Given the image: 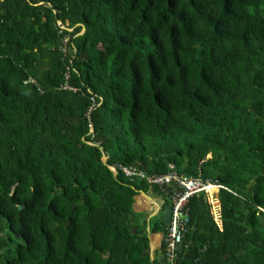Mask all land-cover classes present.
<instances>
[{"label": "trees", "instance_id": "trees-1", "mask_svg": "<svg viewBox=\"0 0 264 264\" xmlns=\"http://www.w3.org/2000/svg\"><path fill=\"white\" fill-rule=\"evenodd\" d=\"M130 163L228 189L175 264H264V0H0V264H156Z\"/></svg>", "mask_w": 264, "mask_h": 264}, {"label": "built area", "instance_id": "built-area-1", "mask_svg": "<svg viewBox=\"0 0 264 264\" xmlns=\"http://www.w3.org/2000/svg\"><path fill=\"white\" fill-rule=\"evenodd\" d=\"M67 75L66 71L64 77L66 78ZM24 82L35 83L31 78H27ZM62 86L73 88L67 81ZM108 167L114 175L121 171L128 177L144 178L150 186L158 187L161 196L168 200L167 203L171 209L170 219L165 224L162 246L160 247L162 248L161 259L164 264H175L176 260L190 247L187 235L194 231L195 225L191 220L189 198L199 192L210 194L219 188L228 190L226 186L209 177H203L200 173L196 175L181 174L176 170L174 163H169L168 170L163 173H149L135 163L110 164ZM194 260H198V258H194Z\"/></svg>", "mask_w": 264, "mask_h": 264}, {"label": "water", "instance_id": "water-1", "mask_svg": "<svg viewBox=\"0 0 264 264\" xmlns=\"http://www.w3.org/2000/svg\"><path fill=\"white\" fill-rule=\"evenodd\" d=\"M70 28H72V27H70ZM84 29H85V26L83 25L81 31H83ZM101 159H102V161L104 163H106L107 156L105 154H103ZM139 192L141 194L143 193V195L146 196V194H144L143 191H139ZM138 200L141 202V198L140 197L138 198ZM160 203H161L162 206L161 207L158 206V208H157L158 210L155 213H151L150 216H153V215H155L157 213H160L161 214L162 223L166 224L169 221V219H170V212H171L170 205H169V203H165L163 199H161ZM139 204L136 206L137 207L136 209L140 208ZM139 210H141V209H139ZM123 211H126V209H124ZM134 230H135V226H133L131 228V231H134ZM155 237L157 238V242L154 243L153 241H151V243H150V249H149V258H150V260H152L153 257H154V249L160 248L162 246L163 232L162 231H158L155 234ZM156 264H164V262H163V260L161 258H159V259H157Z\"/></svg>", "mask_w": 264, "mask_h": 264}, {"label": "crops", "instance_id": "crops-1", "mask_svg": "<svg viewBox=\"0 0 264 264\" xmlns=\"http://www.w3.org/2000/svg\"><path fill=\"white\" fill-rule=\"evenodd\" d=\"M151 194V193H150ZM144 198L145 201L143 202L144 206L147 208V206H149V210H151V213H155L158 209V206H162L160 201L161 199H163L161 196L159 195H155V194H151V195H147V197L143 194H141ZM164 200V199H163ZM142 201V200H141ZM148 209V208H147Z\"/></svg>", "mask_w": 264, "mask_h": 264}, {"label": "rangeland", "instance_id": "rangeland-1", "mask_svg": "<svg viewBox=\"0 0 264 264\" xmlns=\"http://www.w3.org/2000/svg\"><path fill=\"white\" fill-rule=\"evenodd\" d=\"M59 23H60V21H59ZM69 29H72V28H69ZM142 194H143V193H142ZM144 194L151 195L150 192H149L148 190H145ZM146 196H147V195H146ZM147 208L150 209L149 206H147ZM150 211H151V210H150ZM159 217H161V214H158V215H156V216H153V218H151V219L154 220V219H156V218L158 219ZM152 241H153V240H152ZM153 242L155 243V241H153ZM153 242H152V243H153ZM156 256H158V254H156Z\"/></svg>", "mask_w": 264, "mask_h": 264}]
</instances>
